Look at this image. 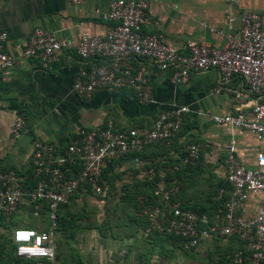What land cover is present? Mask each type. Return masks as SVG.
<instances>
[{"label":"crops","instance_id":"0c3cea01","mask_svg":"<svg viewBox=\"0 0 264 264\" xmlns=\"http://www.w3.org/2000/svg\"><path fill=\"white\" fill-rule=\"evenodd\" d=\"M109 1L81 0L69 5L64 0H0V31L6 35L4 51L16 55L14 66L0 73V170L11 169L28 176L35 141L62 148L78 129L109 126L112 130H125L147 126L159 112L186 106L189 112L182 114L180 129L168 145H153L137 155L128 154L109 162L101 177L106 187L102 196L96 197L88 189L79 188L67 207L59 211V215L67 213L72 217L82 211L83 206L116 198L122 226L99 236L91 247L89 234L81 230L82 222H70L69 228L75 227L73 238H69L66 228L60 227L53 242V264H179L178 256L171 261L166 257V253H179L178 241L156 234L141 236L145 203L150 194L142 170L149 166L154 168V188L178 185L177 198L182 206L212 213L215 210L212 198L219 186H225L223 150L226 145L233 141L235 157L247 166L252 165L259 145L244 131L211 123L209 116L234 114L237 106L246 105L251 96L237 78H232L227 86L241 91L239 99L225 92L212 94L219 83L214 70L193 73L186 82L173 84L170 72L145 66L152 89L151 103L136 104L127 90L112 94L99 91L83 101L71 91V84L78 71L87 65L73 50H62L58 61L47 69L40 68L35 58L17 57L14 46L24 44L34 28L66 40L76 39L83 31L106 34L112 27V23L103 19ZM243 11L264 14V0H234V3L228 0H149L147 7L148 17L158 23V32L177 47L185 41H195L221 48L223 34L238 27ZM212 29L221 30L223 34L218 35ZM151 30V26L142 29L143 32ZM127 63L136 65L134 60ZM14 115L23 119V129L17 139L9 134ZM189 143L200 146L201 156L194 166H180L179 157ZM216 147L220 151H215ZM173 167L178 169L173 171ZM261 203L259 197L249 196L239 213L251 214ZM19 226L42 231L46 226L44 214L39 212L33 217L31 206L23 201L15 216L0 217V264H7L11 253L7 254L6 247L12 251L10 236ZM211 249H215L213 240L191 251L200 255ZM228 249L233 251L235 247L228 246ZM112 253L115 256H111Z\"/></svg>","mask_w":264,"mask_h":264},{"label":"built area","instance_id":"2783aa9c","mask_svg":"<svg viewBox=\"0 0 264 264\" xmlns=\"http://www.w3.org/2000/svg\"><path fill=\"white\" fill-rule=\"evenodd\" d=\"M76 5L81 0H64ZM149 0H110L103 19L112 23L104 35L81 32L74 40L60 39L41 28H34L27 41L14 46L17 57L35 58L42 69L58 61L62 50H73L87 65L81 68L71 84L79 100L87 101L94 93H117L127 90L138 105L152 102V89L145 75V66L159 72H170L173 84L186 82L193 73L214 70L218 85L212 94L229 93L239 99L241 91L227 86L237 78L251 99L239 104L234 114L210 115L211 123L238 129L250 134L259 145L247 166L235 157V144L224 148V187L213 196L215 210L211 216L181 205L177 198L178 185L155 187L145 211L142 237L153 234L178 239L184 250H192L203 242L216 238L235 237L244 245L223 264H264V14L243 11L239 25L223 34L221 48L206 42L185 41L179 47L167 42L158 32V23L147 14ZM234 3V0H228ZM151 26L152 32L142 29ZM6 35L0 31V73L11 69L16 55L6 53ZM136 61L135 66L127 63ZM247 108L246 111L243 108ZM189 112L186 106H176L159 112L147 126L125 130L78 129L62 148L35 141L30 152L28 176L14 170H0V217L12 218L25 201L31 215L37 217L45 207V229L35 231L21 226L13 229L10 243L15 258L21 264L53 263L59 207L67 204L79 189L102 196L106 191L100 180L103 169L114 160L128 154L137 155L153 145H168L180 129L181 116ZM23 129V119L14 115L9 134L17 139ZM215 151H220L215 148ZM201 156L200 146L189 143L179 157L180 166H194ZM178 167L171 170L176 171ZM153 167L142 170L145 182H152ZM249 196L259 197L261 206L255 212L239 213ZM41 213V212H40ZM15 264V263H8ZM85 264V263H76Z\"/></svg>","mask_w":264,"mask_h":264},{"label":"rangeland","instance_id":"374dc122","mask_svg":"<svg viewBox=\"0 0 264 264\" xmlns=\"http://www.w3.org/2000/svg\"><path fill=\"white\" fill-rule=\"evenodd\" d=\"M97 201H99V199H96V202ZM103 201V204L95 203L92 205L89 204L87 206H83L82 211L75 212L71 217V222H82L81 230L89 234V240L92 241L90 245L91 247L93 246L92 243L99 239V236L102 237L105 233L108 232V230H113L116 226H122L123 224V222L120 221L121 215L119 211L121 209L118 205H116V198H109L108 200H106L107 203L105 202V200ZM73 228H66L70 239L75 235L74 225ZM213 245L215 246L214 250H212V247L211 251L200 255L195 251H186L182 248H179V253L177 251L166 253V257L171 261L175 259L174 257L178 256L179 264H218L220 261H222V258L229 253L228 246H230L231 243L229 242V239H213ZM6 248L7 254H10V247L8 246ZM112 255L113 253L111 254V256Z\"/></svg>","mask_w":264,"mask_h":264},{"label":"trees","instance_id":"16d2710c","mask_svg":"<svg viewBox=\"0 0 264 264\" xmlns=\"http://www.w3.org/2000/svg\"><path fill=\"white\" fill-rule=\"evenodd\" d=\"M108 165V164H107ZM106 165V166H107ZM106 168V167H105ZM105 168L103 169V171H102V174H103V172H104V170H105ZM102 174H101V177H102ZM100 180H101V178H100ZM102 181V180H101ZM144 184L147 186V188L150 190V194H149V196H148V198H147V202L145 203V208H147L148 206H149V204H150V202H151V196H152V191H153V189H154V179H153V181L152 182H149V183H147V182H144ZM219 187H224V185H221V186H219ZM218 187V188H219ZM84 189V188H83ZM73 196V195H72ZM71 196V197H72ZM71 197H70V199H71ZM102 198V197H101ZM70 199H69V201H70ZM68 201V202H69ZM68 202H67V204H68ZM67 204H65V205H62V206H60L59 207V211L60 210H62V209H65V207H67ZM192 210H194V209H192ZM44 211H45V207L42 205L41 207H40V212L42 213V214H44ZM59 211H58V217H57V228H56V232L58 231V229L60 228V227H62V228H69V226H70V222H71V215L69 216V214H64L63 216L62 215H59ZM196 211H198V212H202V211H199V210H196ZM214 212V211H213ZM212 212V213H213ZM206 213V212H205ZM212 213H210V214H208L209 216H211L212 215ZM144 224H145V216H144V222H143V226H144ZM73 227H71L70 229H72ZM143 228V227H142ZM161 236V235H160ZM165 237H167V236H165ZM168 238H172V237H168ZM173 240H175V241H178L179 243H180V245H181V248H182V244H181V242L178 240V239H176V238H172ZM227 239H229V242L231 243V245L230 246H233V247H235V249L232 251V250H229V253L228 254H226L223 258H222V261H220L218 264H223V263H225V262H227L228 260H230L232 257H233V255L236 253V252H239V251H241V252H243L244 251V245H243V243L242 242H240L237 238H235V237H228ZM226 239V240H227ZM216 240H221V239H219V238H216ZM183 249V248H182ZM184 250V249H183ZM186 251H190V250H186ZM26 261H22V260H19V259H17V258H15L14 257V255H13V248H12V251H11V254H10V257H8V262H7V264L8 263H15V264H21V263H25ZM47 264H53V263H47Z\"/></svg>","mask_w":264,"mask_h":264}]
</instances>
